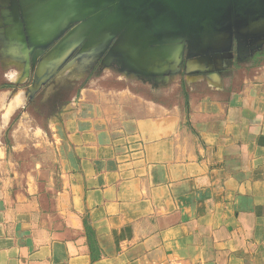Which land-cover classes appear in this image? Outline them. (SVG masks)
Segmentation results:
<instances>
[{
  "label": "crops",
  "instance_id": "0c3cea01",
  "mask_svg": "<svg viewBox=\"0 0 264 264\" xmlns=\"http://www.w3.org/2000/svg\"><path fill=\"white\" fill-rule=\"evenodd\" d=\"M222 70H186L176 99L164 76L87 86L12 148L22 91L0 89V264H264V63Z\"/></svg>",
  "mask_w": 264,
  "mask_h": 264
},
{
  "label": "water",
  "instance_id": "95a60500",
  "mask_svg": "<svg viewBox=\"0 0 264 264\" xmlns=\"http://www.w3.org/2000/svg\"><path fill=\"white\" fill-rule=\"evenodd\" d=\"M5 1L11 40L29 77L34 69L32 97L74 54L88 61L114 41L112 50L133 69L166 76L184 64L189 71L213 72L215 62L225 65L235 36L239 45L241 38L246 43L264 36V0Z\"/></svg>",
  "mask_w": 264,
  "mask_h": 264
},
{
  "label": "rangeland",
  "instance_id": "374dc122",
  "mask_svg": "<svg viewBox=\"0 0 264 264\" xmlns=\"http://www.w3.org/2000/svg\"><path fill=\"white\" fill-rule=\"evenodd\" d=\"M18 53H20V51H18ZM17 58L20 59L22 67L15 69L26 71L25 58L22 55H19ZM94 63L95 62H87L82 56L77 57V55L74 54L73 57H71V59H69V61L61 67L58 74L55 75L45 86H43L33 97L30 87L34 79V69H32V73L30 71L31 77H29V80H24L25 82L14 85L15 88L12 89L17 91L21 90L25 95L23 100L25 108L22 109L19 115H16L13 118L5 135L6 144L9 145L10 148L16 145L13 138V132L18 125H35L44 129L49 121L59 114L67 106V104L79 95L80 92L87 86L99 84L110 88H119L122 86L135 87L133 85L134 82H132L133 84H131V82L129 83V80L131 79L130 75H135L127 74L112 65H104L93 69ZM262 63H264V57L256 59V62L250 59H242L235 62L233 66H231L230 71L237 73L241 69L249 70L251 68H256ZM8 64H10V62L5 60V58L3 59L0 57V86L7 84L6 81L8 79L18 80V78H16L17 76H15L18 72L17 70L14 72L10 67H2V65ZM8 68H10V70ZM6 73H15V75L8 78L6 77ZM127 75H129V77H127ZM180 76L184 77L186 75L175 74L174 76H169V74H166V76H164V79H168L166 83H169L165 87H170L169 92L171 94L170 96H166L169 99H176L177 96H182L181 92L179 94V88H174L175 83L173 84V81H177ZM124 79H127V81ZM26 128L28 129V127ZM26 131L22 130L20 137H17L18 139L20 138L19 142L21 146L25 142L27 143L29 141V133Z\"/></svg>",
  "mask_w": 264,
  "mask_h": 264
},
{
  "label": "flooded vegetation",
  "instance_id": "af4514ba",
  "mask_svg": "<svg viewBox=\"0 0 264 264\" xmlns=\"http://www.w3.org/2000/svg\"><path fill=\"white\" fill-rule=\"evenodd\" d=\"M10 6H11V4L9 3L8 7H10ZM4 9H6V8L3 7V10ZM125 30H127V28H125ZM114 44H115V41L112 44H110L111 46H109L104 53L97 54L94 56V58H91V59L88 58L87 62H91V63L95 62L93 69L102 67L104 65H112L113 67L115 66V67L121 69V71H123L127 74L135 75L140 79L152 80V78H154V80H158V79H156V77L159 79H162L160 75H157V76L142 75L140 72H138V70L133 69L132 66L129 64V62L125 61L122 58V56L116 52L117 50L116 51L112 50V47L114 46ZM260 57H264V36H260L259 38L246 40V43H244V39L241 38V45H239V43L236 39V36H235L234 37L233 50H232L231 54L227 53V56L225 58V65L223 67H220V65H218L215 62L213 67H214V70L217 67L223 68L221 73H226V72L230 71L231 66H233V64L235 62H238L239 60L250 59V60H253L254 62H256V59H258ZM184 61L185 62L187 61L186 57H185ZM31 65H32V62H31ZM32 72H33V70L31 69V73ZM185 73H186V68H185V64H184L181 74L184 75ZM30 77H31V74H30Z\"/></svg>",
  "mask_w": 264,
  "mask_h": 264
},
{
  "label": "trees",
  "instance_id": "16d2710c",
  "mask_svg": "<svg viewBox=\"0 0 264 264\" xmlns=\"http://www.w3.org/2000/svg\"><path fill=\"white\" fill-rule=\"evenodd\" d=\"M15 88L14 85L11 84H5L3 86H0V89H12ZM87 224V223H86ZM87 231H88V235L90 237V242L93 243L94 241V233L90 231L89 227L86 225Z\"/></svg>",
  "mask_w": 264,
  "mask_h": 264
},
{
  "label": "clouds",
  "instance_id": "9594fccd",
  "mask_svg": "<svg viewBox=\"0 0 264 264\" xmlns=\"http://www.w3.org/2000/svg\"><path fill=\"white\" fill-rule=\"evenodd\" d=\"M15 75V73H6V77H8V78H11L12 76H14ZM23 96V93H18L17 94V97H14V99H17V100H19L20 101V103L22 104L23 103V100H20V97H22ZM6 116H7V111H6Z\"/></svg>",
  "mask_w": 264,
  "mask_h": 264
}]
</instances>
